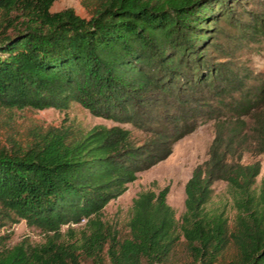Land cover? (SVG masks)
I'll return each mask as SVG.
<instances>
[{
  "label": "trees",
  "instance_id": "trees-1",
  "mask_svg": "<svg viewBox=\"0 0 264 264\" xmlns=\"http://www.w3.org/2000/svg\"><path fill=\"white\" fill-rule=\"evenodd\" d=\"M239 1L99 0L85 18L70 7L52 11L54 0H0V108L75 100L145 134L96 124L0 143V227L24 219L45 233L39 243L2 246L0 264H102L105 255L109 264H177L182 255V264H220L229 248L223 264H264V193L253 186L260 164L248 160L264 153V75L242 77L209 60L204 34L225 15L236 25ZM255 17L237 24L246 38L248 30L264 36V18ZM204 119L214 136L185 182L180 221L167 186L145 189L120 236L101 217L105 204ZM216 180L237 206L233 225L206 207ZM84 218L83 228L70 225Z\"/></svg>",
  "mask_w": 264,
  "mask_h": 264
},
{
  "label": "rangeland",
  "instance_id": "rangeland-1",
  "mask_svg": "<svg viewBox=\"0 0 264 264\" xmlns=\"http://www.w3.org/2000/svg\"><path fill=\"white\" fill-rule=\"evenodd\" d=\"M98 2L99 0H54L50 9L57 11L70 7L78 15L88 18L93 14ZM239 2H232L231 6L233 9L231 17L237 24L244 17L248 19H253L255 16L264 18V0H240ZM240 6L244 8L243 12L238 11L241 10ZM229 20L230 15H225L217 23L218 27L215 23H209L211 28L204 32L208 36L207 47L212 54L209 60L220 67L233 70L234 73L236 72L242 77H245L244 74L264 75V36L252 35V31L248 30L250 34L246 33L248 35L246 38L245 34L238 29L239 26L235 23H229ZM217 28L221 29L218 37L214 30ZM225 72L228 75L230 71L226 70ZM246 82L245 85H248L249 82ZM96 124L119 125L129 128L137 138L145 136L142 130L130 122L117 121L94 114L89 108L73 100L64 108L52 106L44 108L24 107L22 109L14 108L10 111L0 108V143L8 144L11 139H16L25 144L38 130H45L49 127H66L74 133H81ZM213 136V121L207 119L199 121L192 131L175 141L172 151L167 157L149 168L139 171L137 177L127 184L123 193L105 204L101 213L102 219L116 229L120 236L127 235L132 201L137 193L145 189L157 191L167 186L166 200L174 208L175 216L180 221L181 214L185 210V182L191 175L194 166L207 157ZM248 160H257L260 164L259 173L256 175L253 184L259 198V195L264 193V153L257 154ZM212 187V196L206 207L223 211L229 224L233 225L238 209L227 183L223 180H216ZM261 203H264V199ZM85 222L86 219L84 218L79 222H72L70 225L76 229H81ZM67 227L68 224L66 223L61 226V229L65 230ZM0 236H3L0 238V248L11 246L21 240L31 243H39L45 240L44 231L34 224L27 223L24 219L15 222L8 220L0 227ZM231 252H233V248H229L220 264H223L224 259H227ZM178 255H181V249H178ZM178 259L177 264L186 261V257L183 255ZM82 262L93 264L90 259L82 260ZM102 264H109L106 255Z\"/></svg>",
  "mask_w": 264,
  "mask_h": 264
}]
</instances>
